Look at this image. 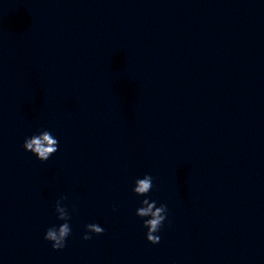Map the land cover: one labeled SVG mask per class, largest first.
<instances>
[{
  "label": "clouds",
  "instance_id": "9594fccd",
  "mask_svg": "<svg viewBox=\"0 0 264 264\" xmlns=\"http://www.w3.org/2000/svg\"><path fill=\"white\" fill-rule=\"evenodd\" d=\"M58 140L48 130H43L37 135L26 138L23 142L25 151L32 153L39 161L46 162L49 158L58 151ZM153 178L151 175H145L135 181L133 192L138 196H145L153 187ZM66 197H61L56 201L55 212L57 219L64 223L57 226L49 227L44 235V239L51 242L53 250H61L66 246V240L71 233V228L68 221L71 219L66 206H62L61 201ZM142 206L136 210V215L144 219L143 226L147 228L146 239L151 244L155 245L160 242V236L156 235L162 227L167 216V205L161 204L156 206V201H150L145 198L141 201ZM86 233L83 236L84 240H90L92 237L88 233L102 234L104 229L96 223H90L86 226Z\"/></svg>",
  "mask_w": 264,
  "mask_h": 264
}]
</instances>
